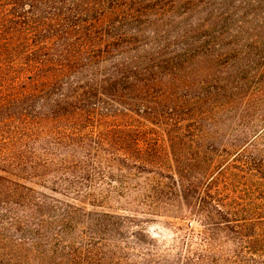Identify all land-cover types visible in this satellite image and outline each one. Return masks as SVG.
<instances>
[{
    "label": "trees",
    "instance_id": "obj_1",
    "mask_svg": "<svg viewBox=\"0 0 264 264\" xmlns=\"http://www.w3.org/2000/svg\"><path fill=\"white\" fill-rule=\"evenodd\" d=\"M234 10L0 0V264H135L152 239L118 211L195 216L207 244L195 264H264L258 226L229 225L234 246L213 247L220 208L207 200L264 160L252 143L264 118L248 135L264 112V40L241 41Z\"/></svg>",
    "mask_w": 264,
    "mask_h": 264
},
{
    "label": "rangeland",
    "instance_id": "obj_2",
    "mask_svg": "<svg viewBox=\"0 0 264 264\" xmlns=\"http://www.w3.org/2000/svg\"><path fill=\"white\" fill-rule=\"evenodd\" d=\"M234 7V19L238 25L243 26V31L237 35L238 38L242 41V38L247 36L248 40L254 43L253 48H259L258 43L264 40V0H234ZM243 18L245 20L241 23L240 21ZM263 118V111L254 112L251 119L252 129H250L248 135L253 133L251 130L260 128ZM261 142L264 143V130L256 140L252 141L257 147L262 146L260 145ZM239 166L243 172L249 171L252 174L246 176L242 174L243 177L240 174V176L236 175L230 179L222 180L219 183V190L214 200L207 198L208 202H214L220 208V215H217L220 228L217 230V242L213 246L214 248L218 244L222 250L234 246L231 245V239L228 237L229 234L231 236V232L229 233L227 230L229 225L236 230H249L257 228V226L264 230V221L258 224L256 220L248 217L245 220H239L242 214L249 217L254 216V214L264 215V176L261 173L264 171V160H254L239 164ZM230 188H235V191L230 192ZM228 209L233 210L235 219L239 218L231 224H227L221 217L226 215ZM118 212L133 214L141 218L142 230L148 238L152 239L151 245L148 244L142 248L144 255L134 258L135 264H147L146 259H148V256L145 255L146 252L153 256L154 262L152 264H181L185 257L191 258L193 260L192 264H195L198 261L195 254L197 252L204 253L207 249V244L200 240L202 234L199 232L200 229L205 231V228L198 225L196 229L194 226L189 225L190 221L197 222L196 217L193 215L174 218L164 214L149 215L138 212ZM205 213L207 211L202 214ZM212 233L211 231L209 235L212 236Z\"/></svg>",
    "mask_w": 264,
    "mask_h": 264
}]
</instances>
